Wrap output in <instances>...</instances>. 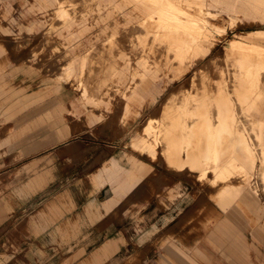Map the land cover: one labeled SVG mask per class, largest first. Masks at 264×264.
<instances>
[{
    "label": "rangeland",
    "instance_id": "374dc122",
    "mask_svg": "<svg viewBox=\"0 0 264 264\" xmlns=\"http://www.w3.org/2000/svg\"><path fill=\"white\" fill-rule=\"evenodd\" d=\"M34 1L0 0V68L5 70L19 61L34 62L50 75L48 81L64 83L66 90L60 98L64 109L48 110L45 116L49 122L62 117L68 129L64 138L66 168L74 167L77 175L86 176L113 156L127 168L133 167L130 159L148 168L150 172L124 197L115 213L135 215L138 207L149 203V212L158 209L162 215L161 226L143 240L137 238L150 221L131 228L136 251L130 252L129 259L138 258L136 264H161L164 258L173 263L177 259L174 264H189L180 249L186 253L211 249L220 258L221 252L207 241L217 229V224L207 228V215L213 210L221 217L226 215L220 203L236 207L231 221L242 231L250 249L248 261L239 258L238 263L264 264V243L255 238L252 216L247 214L259 208L264 225V0H145L152 3L156 16L146 20L135 48L144 71L140 81L153 79L155 83L150 93L143 95L145 100L133 101L138 115L133 112L128 116L130 110L126 109L123 119L115 116L116 103L99 110L82 99L76 78L60 77L70 72L69 68L59 70L65 52L89 44L104 23L94 26L96 17L85 15L75 26L78 36L64 45L60 29H52L46 20L50 8L34 6ZM25 6L39 30H23V15L18 12ZM132 8L130 4L125 10ZM16 33L27 37L25 47L17 48ZM125 50L133 53L127 47ZM250 65L255 72L248 69ZM201 68L209 71L208 94H202L200 84L192 82ZM4 80L0 77V84ZM17 96L11 95L13 100ZM132 97L128 94L125 98L127 108ZM53 127L49 124V129ZM202 129L213 132L214 137L231 138L233 133V141L209 143L215 148L214 160L220 155L226 160L209 169L204 178V167H196L195 159L185 163L193 149L206 142V138H190ZM219 170L231 175L221 179ZM108 183L105 197L114 194ZM225 189L233 190L227 198L221 195Z\"/></svg>",
    "mask_w": 264,
    "mask_h": 264
},
{
    "label": "crops",
    "instance_id": "0c3cea01",
    "mask_svg": "<svg viewBox=\"0 0 264 264\" xmlns=\"http://www.w3.org/2000/svg\"><path fill=\"white\" fill-rule=\"evenodd\" d=\"M130 4L133 8L126 11L125 7ZM33 5L50 8L46 20L51 22L52 29H60L64 45L78 36L79 32L74 29L85 15L90 19L96 17L94 26L104 23L89 44H80L65 52L59 70L69 68L70 72L60 77L76 78L82 99L99 110L108 109L114 102L117 118L123 119L126 109L130 110L128 116L133 112L138 115L133 101L145 100L143 95H148L155 83L153 79L147 83L140 81L144 71L135 48L146 20L156 16L152 3L145 0H35ZM159 10L160 19L162 10ZM18 13L23 15L24 31L39 30L26 6ZM12 18L17 22L16 17ZM15 37L17 48L27 45L25 35L16 33ZM126 47L133 52L131 55L127 54ZM1 50L4 52L5 47ZM2 60L0 54V64ZM252 66L248 69L255 72ZM198 71L192 82L200 84L197 86L202 94H208L209 71L204 68ZM0 74L5 79L1 84L7 85L0 84V132L4 133H0V264H136L138 258L129 259L130 252L136 251L131 228L149 220L146 232L137 239L148 238L161 226L162 215L158 209L149 212V203L138 207L135 215L125 212L118 216L115 212L124 197L150 172L148 168L132 159L133 167L127 168L113 156L98 171L82 177L77 175L74 167L66 168L65 164L64 138L68 129L64 128L63 118L56 117L49 122L45 116L48 110L64 109V102L60 101L66 90L64 83L48 81L50 75L34 62L19 61L5 70L0 68ZM15 93L18 96L13 100L11 95ZM118 93H121L119 97ZM128 94L133 95L129 108L125 99ZM27 95L29 97L23 101ZM155 98L158 95L152 99ZM49 124L56 128L49 129ZM215 136L203 129L199 135L191 134L190 138H206V142L200 145V150L193 149L185 157V163L189 158L191 163L195 159L196 167H204L201 170L204 173L224 163L226 158L222 155L214 160L215 148L209 143L233 141V133L231 138ZM91 180L95 185L89 183ZM108 182L114 194L105 197ZM232 192L225 189L221 195L227 198ZM218 205L226 215L221 217L214 210L207 215V228L217 224L216 233H211L207 241L221 256L217 258L211 249L191 253L180 249L189 264H224L223 260L225 264H240L239 258L245 261L250 258L245 236L231 221L236 207ZM257 211L246 213L252 216L255 238L264 243L262 213ZM163 262L161 264H174L165 258Z\"/></svg>",
    "mask_w": 264,
    "mask_h": 264
},
{
    "label": "bare ground",
    "instance_id": "6f19581e",
    "mask_svg": "<svg viewBox=\"0 0 264 264\" xmlns=\"http://www.w3.org/2000/svg\"><path fill=\"white\" fill-rule=\"evenodd\" d=\"M205 62V61H204ZM202 64H204V63H202ZM217 112V111H216ZM221 113V112H220ZM222 114V113H221ZM223 115V114H222ZM151 122H152V120H151ZM214 158V157H213ZM248 165V164H247ZM219 171H221L220 172V174H219V178H221V179H226V178H228L231 174H230V172L229 171H227V170H219ZM206 174H207V172H203V178L206 176ZM217 181H218V179H217ZM220 182V181H219ZM223 182V181H222Z\"/></svg>",
    "mask_w": 264,
    "mask_h": 264
}]
</instances>
